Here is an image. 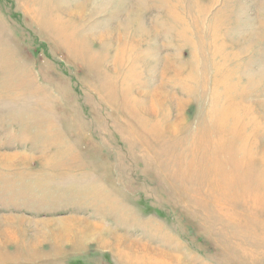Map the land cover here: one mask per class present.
Here are the masks:
<instances>
[{
	"label": "rangeland",
	"instance_id": "1",
	"mask_svg": "<svg viewBox=\"0 0 264 264\" xmlns=\"http://www.w3.org/2000/svg\"><path fill=\"white\" fill-rule=\"evenodd\" d=\"M0 264H264V0H0Z\"/></svg>",
	"mask_w": 264,
	"mask_h": 264
},
{
	"label": "bare ground",
	"instance_id": "2",
	"mask_svg": "<svg viewBox=\"0 0 264 264\" xmlns=\"http://www.w3.org/2000/svg\"><path fill=\"white\" fill-rule=\"evenodd\" d=\"M80 13V12H79ZM141 32L143 31H146L145 28H143L142 30H140ZM170 65H168L167 67H164L165 69H169ZM159 87V86H158ZM155 94V101H156V104H158V101L160 100H163V99H166V96H167V92L164 91V89L161 87L157 88L154 92ZM182 107V105H180Z\"/></svg>",
	"mask_w": 264,
	"mask_h": 264
}]
</instances>
